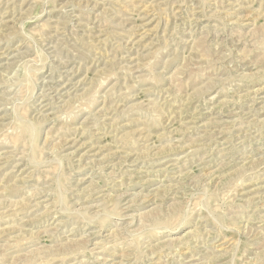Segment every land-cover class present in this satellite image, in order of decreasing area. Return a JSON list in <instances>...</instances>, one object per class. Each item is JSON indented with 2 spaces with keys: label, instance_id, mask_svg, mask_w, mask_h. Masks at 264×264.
<instances>
[{
  "label": "rangeland",
  "instance_id": "rangeland-1",
  "mask_svg": "<svg viewBox=\"0 0 264 264\" xmlns=\"http://www.w3.org/2000/svg\"><path fill=\"white\" fill-rule=\"evenodd\" d=\"M0 264H264V0H0Z\"/></svg>",
  "mask_w": 264,
  "mask_h": 264
}]
</instances>
